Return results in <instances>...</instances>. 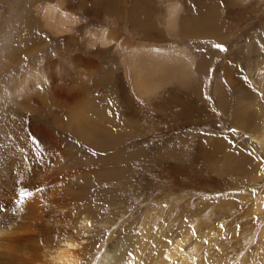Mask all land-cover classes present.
I'll list each match as a JSON object with an SVG mask.
<instances>
[{"label":"bare ground","instance_id":"bare-ground-1","mask_svg":"<svg viewBox=\"0 0 264 264\" xmlns=\"http://www.w3.org/2000/svg\"><path fill=\"white\" fill-rule=\"evenodd\" d=\"M24 1L36 4L33 18L40 19L28 18L22 25L10 21L9 28L3 21L0 26V264H137L135 246L146 245L145 237L154 230L152 222L148 232L128 233L118 243L111 229L103 243L95 238L111 226V220L96 221L102 206L119 195L133 160L142 156L138 150L122 149L134 130L125 114L112 115L104 97L109 92L125 95L146 112L185 99L179 90L190 98L197 87L201 99L208 97L215 84L211 85L209 75L201 77L195 42L188 39L196 38L195 30L214 36V24L201 18L188 21L189 13L177 0H156L165 18L158 13L149 19L152 12L134 5L120 23L105 15V27L80 32L73 24L82 20H70L68 14L73 4ZM86 13L90 12L82 9L80 16ZM37 31L45 36L69 35L84 56L77 52L52 58L44 50L48 42L34 36ZM108 53L115 57V67L100 71L96 59L89 56ZM226 67L223 79L238 95L232 126L248 134L250 154L229 152L214 137L206 139L204 150L212 148L210 156L226 169L242 170L250 160L263 170L264 155L256 156L253 142L264 151V65L253 72L249 69L248 85ZM212 92L219 95V86ZM224 102L219 99L215 104L225 116ZM21 189L30 195L18 204ZM253 208L256 214L264 211V199L259 197ZM181 245L167 250L164 263L174 264L172 259L180 255L179 264H189V258L181 255Z\"/></svg>","mask_w":264,"mask_h":264},{"label":"rangeland","instance_id":"rangeland-1","mask_svg":"<svg viewBox=\"0 0 264 264\" xmlns=\"http://www.w3.org/2000/svg\"><path fill=\"white\" fill-rule=\"evenodd\" d=\"M47 1L57 3L58 0ZM65 1L75 6L73 12H68L72 17L70 20H82L73 24L80 32L105 27V15L120 23L130 15L134 5L152 12L148 13L149 19L154 15V20L158 13L165 18L156 0H113L110 4L102 0ZM177 1L190 14L188 17L183 14V18L187 17L188 21L201 18L214 24V36L195 30L196 38L188 40L195 42L194 53L201 77L209 75L211 85H215L210 89L211 95L203 99L198 95L197 87H193L190 98L177 91L185 99L176 101L173 98L175 101L167 104L169 108L166 105L161 108L155 101L160 107L156 106L157 112L140 111L139 105L125 95L105 94L104 99L112 115L121 118L125 114L134 130L133 136L121 145L122 149L127 152L138 150L142 156L133 160L128 181L119 195H115L110 205L102 206L96 221L105 224L111 220V226L100 231L95 238L98 244L103 243L111 229L118 243L128 233L135 234L136 231L140 235L148 232L152 222L154 230L145 237L146 245L140 246L137 242L135 246L140 251L137 264H153L154 261V264H166V253L176 243L184 244L180 246V252L189 258V264H264V211L256 214L253 208L259 197L264 199V169L258 170L250 160L242 164V170L226 169L214 162L210 156L212 148L204 150L206 139L214 137L222 145H227L229 152L240 150L241 154H250L248 134L232 126L238 95L227 87L222 74L226 66L232 67L236 78L248 85L250 70L253 72L256 66L264 65V0H188L186 4L183 0ZM32 4L24 0H0V26L3 21L5 26L10 21H19L22 25L28 18L40 19L33 18L36 4ZM250 5L252 7L246 9ZM82 9L90 13L81 17ZM246 25L248 27L244 29ZM34 36L42 43L48 42L44 50L54 59L60 54L70 57L77 52L84 56L77 42L68 39L69 35L45 36L37 31ZM217 44L226 50L220 51L215 47ZM89 57L96 59L100 71L115 67L117 62L112 53ZM118 72L116 70L114 74L117 88ZM217 85L219 95H212ZM225 97L229 99L226 101ZM219 99L226 102L222 103L225 116L215 104ZM128 110L131 111L129 114L126 113ZM45 119L50 124V118ZM253 144L258 150L253 149L256 156L263 158L264 151ZM165 152L170 154L163 157ZM147 214L149 216L145 217ZM130 255L134 260V255ZM175 258L173 263L179 264L180 255Z\"/></svg>","mask_w":264,"mask_h":264},{"label":"snow or ice","instance_id":"snow-or-ice-1","mask_svg":"<svg viewBox=\"0 0 264 264\" xmlns=\"http://www.w3.org/2000/svg\"><path fill=\"white\" fill-rule=\"evenodd\" d=\"M216 48H218L220 51H225L226 49H224V47L222 45H215ZM230 131L232 132H235L236 130L235 129H230ZM39 190V189H38ZM27 195H30V193L26 192L24 189H21L20 192H19V197H20V200L17 201V203L19 204L20 202L23 201V199L27 196Z\"/></svg>","mask_w":264,"mask_h":264}]
</instances>
